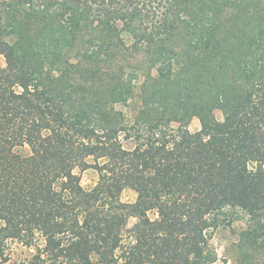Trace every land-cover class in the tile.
Segmentation results:
<instances>
[{
  "label": "trees",
  "instance_id": "obj_1",
  "mask_svg": "<svg viewBox=\"0 0 264 264\" xmlns=\"http://www.w3.org/2000/svg\"><path fill=\"white\" fill-rule=\"evenodd\" d=\"M0 56V264H264V0H0Z\"/></svg>",
  "mask_w": 264,
  "mask_h": 264
},
{
  "label": "rangeland",
  "instance_id": "obj_2",
  "mask_svg": "<svg viewBox=\"0 0 264 264\" xmlns=\"http://www.w3.org/2000/svg\"><path fill=\"white\" fill-rule=\"evenodd\" d=\"M198 127L197 119L193 118L190 122L189 128L194 130ZM81 184L84 187H90L93 185L97 179L96 173L92 169H87L80 174ZM121 198L124 201H133L135 199V193L130 189H125L121 193ZM152 216V214H150ZM132 219L130 220L129 224H131ZM128 224V225H129ZM236 225L233 227H218L212 233V237L210 243L215 249L217 258L215 262L212 264H232L229 255L231 250H227L229 243L235 238L236 234ZM14 247V252L11 256V261H17L21 259H26L29 256V252L26 250L24 246H19L17 243L11 244ZM260 264H262L260 262Z\"/></svg>",
  "mask_w": 264,
  "mask_h": 264
},
{
  "label": "clouds",
  "instance_id": "obj_3",
  "mask_svg": "<svg viewBox=\"0 0 264 264\" xmlns=\"http://www.w3.org/2000/svg\"><path fill=\"white\" fill-rule=\"evenodd\" d=\"M3 57L2 56H0V67H4L5 65L3 64Z\"/></svg>",
  "mask_w": 264,
  "mask_h": 264
}]
</instances>
